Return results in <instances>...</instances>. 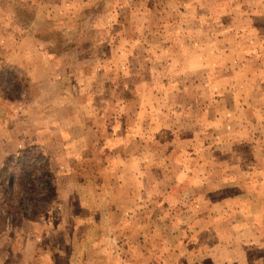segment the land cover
Wrapping results in <instances>:
<instances>
[{
  "label": "rangeland",
  "instance_id": "374dc122",
  "mask_svg": "<svg viewBox=\"0 0 264 264\" xmlns=\"http://www.w3.org/2000/svg\"><path fill=\"white\" fill-rule=\"evenodd\" d=\"M250 250L264 264V0H0V264Z\"/></svg>",
  "mask_w": 264,
  "mask_h": 264
},
{
  "label": "crops",
  "instance_id": "0c3cea01",
  "mask_svg": "<svg viewBox=\"0 0 264 264\" xmlns=\"http://www.w3.org/2000/svg\"><path fill=\"white\" fill-rule=\"evenodd\" d=\"M250 252V253H249ZM247 254H248V257H247V263L248 264H252V259L251 258H253V253H252V251L250 250Z\"/></svg>",
  "mask_w": 264,
  "mask_h": 264
}]
</instances>
